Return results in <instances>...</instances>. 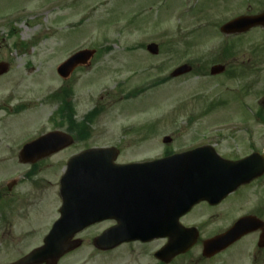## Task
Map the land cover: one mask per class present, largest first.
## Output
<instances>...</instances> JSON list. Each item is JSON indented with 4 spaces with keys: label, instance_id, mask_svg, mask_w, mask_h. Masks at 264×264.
I'll use <instances>...</instances> for the list:
<instances>
[{
    "label": "rangeland",
    "instance_id": "374dc122",
    "mask_svg": "<svg viewBox=\"0 0 264 264\" xmlns=\"http://www.w3.org/2000/svg\"><path fill=\"white\" fill-rule=\"evenodd\" d=\"M261 11L264 0H0V63L9 67L0 77V185L16 172L25 173L17 160L18 144L54 130L51 120L58 118L65 98L78 122L98 110L88 138L35 164L32 181L22 178L0 200V264L41 245L58 217V184L70 156L115 147L117 163L140 162L160 157L167 148L207 143L212 131L243 128L238 66L245 50L264 48V32L233 39L219 27ZM224 41L235 45L234 66L230 62L225 73L210 76L211 66L226 62ZM150 43L158 47L156 56L146 51ZM83 49L96 55L62 80L56 68ZM188 63L194 72L169 77ZM252 91L251 104L264 96V86ZM128 129L136 131L128 134ZM166 136L168 146L162 144ZM239 139L230 141L232 148ZM91 230L77 238L99 229ZM87 252L80 248L58 264L86 263Z\"/></svg>",
    "mask_w": 264,
    "mask_h": 264
},
{
    "label": "flooded vegetation",
    "instance_id": "af4514ba",
    "mask_svg": "<svg viewBox=\"0 0 264 264\" xmlns=\"http://www.w3.org/2000/svg\"><path fill=\"white\" fill-rule=\"evenodd\" d=\"M253 30L264 31L261 28ZM245 52L247 54L243 55L238 66L240 78L244 82L242 89V107L246 119L244 127L228 129L224 134L219 130L212 131L214 132L210 135L212 139L210 138L206 144L193 141L186 149L189 151L207 145L225 162L222 166L214 161L211 152H204L200 156L204 158V162H200L195 167L196 170L193 168L192 171H188L197 172L198 175L196 182L195 177L190 181L194 186L188 187L193 191L198 188L197 183L200 179H209L208 197L211 200L196 204L178 220L172 217L170 221L172 226L178 223L192 231L181 235V238L195 240L191 250L168 262L155 259L151 245L156 242L161 243L160 247L166 245L169 242L168 237L150 243L126 241L110 250H99L94 246V239L116 225L115 221H103L82 233L83 235L93 231L91 229H99L91 237V234L83 236L85 239H82V249L88 251L84 258L86 263L83 264L89 261H95V264H264V96L251 104L254 94L252 90L264 86V48L247 49ZM238 133L240 135H236ZM238 136L239 145L232 148L230 141H234ZM172 153L174 151H168L162 156ZM51 158L52 156L47 159ZM0 163L2 164L1 160ZM20 165L28 166L30 172L35 164ZM200 165L203 167L200 168ZM188 166L194 167L195 163L191 162ZM171 172H176V169ZM181 173L183 175L184 171L181 170ZM183 181L182 176L176 180V184L164 188L165 198L154 199L153 205L158 213L161 212V207H165L168 213L175 215L179 205L177 199L184 190ZM12 183L10 189L7 184L0 188V200L8 197L9 192L16 187V182ZM118 184L119 180L112 185L101 187L104 193L102 199L97 202L98 207L105 206L116 209V212L121 211L124 205L120 202ZM5 203L3 202L4 206ZM222 235L225 238V247L209 257L202 256L204 244ZM173 237L180 236L174 234ZM195 248L198 249L197 254L189 255Z\"/></svg>",
    "mask_w": 264,
    "mask_h": 264
},
{
    "label": "water",
    "instance_id": "95a60500",
    "mask_svg": "<svg viewBox=\"0 0 264 264\" xmlns=\"http://www.w3.org/2000/svg\"><path fill=\"white\" fill-rule=\"evenodd\" d=\"M262 25L264 26V14L255 17H239L221 27V31L224 34L242 33L248 29ZM147 50L155 55L157 54V46L151 44L147 47ZM93 51H81L73 56H71L66 62L58 67L57 72L63 78L69 76V74L77 67L85 65L87 61L93 56ZM8 70L7 65L0 63V75L6 73ZM191 68L189 66H181L173 71L172 77H178L183 74L190 72ZM224 70L223 66L217 65L210 69L211 75H217L222 73ZM72 143L70 137L61 133H50L47 134L36 141L27 144L22 150V154L32 153L34 149L40 148L42 146L49 148L45 150V153H53L64 147L69 146ZM52 149V150H50ZM36 152H41L38 150ZM109 152L113 156H109ZM113 152V153H112ZM197 152V151H195ZM117 151L111 150H88L82 152L74 157H72L68 162V167L65 175L61 179V190L60 195L62 197L63 205L60 209V219L53 225L50 233L43 241V246L39 249L32 251L30 254L20 259L19 261L12 264H56L59 258H61L67 252L77 248L79 246L78 241H72L71 238L78 232H80L84 226L90 223H94L101 219L96 214L84 213L82 209L81 202L94 198L98 194L97 186L102 183L101 176H105L103 171H111L116 169V171L127 172L131 174L133 171H138L146 169L147 171L154 168H161L162 163L180 160L183 155H176L167 159H162L155 161L153 163L146 164H131L126 166H117L113 164L116 158ZM111 161L105 167L101 162ZM86 162V163H85ZM82 163H85L84 165ZM115 174H113L114 176ZM112 176V174H111ZM201 199V197L195 200H190V202H185L184 209L181 213L187 211L196 201ZM148 218V216H147ZM143 220L139 224L132 222L131 218L127 221L123 230L114 232L118 236L127 237V239H139L146 232L141 231L138 228L140 224H143ZM147 224L150 221L147 220ZM157 230L147 229V240L154 237H158ZM223 240H219L216 243L219 247H222ZM188 247V246H187ZM175 246L174 248L165 247L161 252L160 256L166 257V254H170V257L185 251L188 248ZM190 247V246H189ZM213 249L208 244L204 248V253H212Z\"/></svg>",
    "mask_w": 264,
    "mask_h": 264
},
{
    "label": "trees",
    "instance_id": "16d2710c",
    "mask_svg": "<svg viewBox=\"0 0 264 264\" xmlns=\"http://www.w3.org/2000/svg\"><path fill=\"white\" fill-rule=\"evenodd\" d=\"M69 109L71 110V106L64 100L61 107L58 109L57 113H58V115H60V114L61 115H67ZM68 120L70 122V126L72 127V124H71L72 121H71L70 115H68ZM76 127L84 129L85 125L83 123H81V124L76 125Z\"/></svg>",
    "mask_w": 264,
    "mask_h": 264
}]
</instances>
